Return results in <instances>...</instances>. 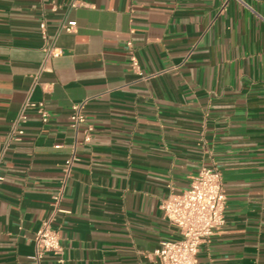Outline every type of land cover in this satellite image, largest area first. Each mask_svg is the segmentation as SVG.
I'll use <instances>...</instances> for the list:
<instances>
[{"label": "crops", "instance_id": "1", "mask_svg": "<svg viewBox=\"0 0 264 264\" xmlns=\"http://www.w3.org/2000/svg\"><path fill=\"white\" fill-rule=\"evenodd\" d=\"M27 101L49 120L28 111L16 141ZM81 102L90 144L71 126ZM205 167L222 174L226 223L199 261L264 264V0H0V264H162L180 235L161 205ZM49 219L63 251L38 262Z\"/></svg>", "mask_w": 264, "mask_h": 264}, {"label": "built area", "instance_id": "2", "mask_svg": "<svg viewBox=\"0 0 264 264\" xmlns=\"http://www.w3.org/2000/svg\"><path fill=\"white\" fill-rule=\"evenodd\" d=\"M74 6H77L74 4ZM41 35L48 42L49 30L46 20L40 23ZM77 23L70 21L62 23L59 32L75 33ZM46 60L59 57L61 52L54 44H46ZM129 60L131 68L139 73L140 61L134 50L132 42L128 43ZM86 102L76 103L72 106L71 126L78 131L81 126L85 128L86 144L93 140L94 126L87 122L85 113ZM35 110L48 122L49 113L43 102L32 103L27 101L20 112L15 125L10 130V138L21 141L25 136L23 123L26 113ZM74 158L67 162L66 176H69ZM4 177L0 175V182ZM55 213L69 214V211L61 208L62 195L55 197ZM227 197L224 190L223 178L217 168H202L194 177L191 187L181 195H171L163 201L161 210L170 225L176 227L180 238L177 240H165L155 252L162 264H202L198 259L200 247L214 236L226 223ZM63 251L61 233L55 227L53 219L42 223L36 237V253L34 260L40 262L44 257L53 253L60 255Z\"/></svg>", "mask_w": 264, "mask_h": 264}]
</instances>
